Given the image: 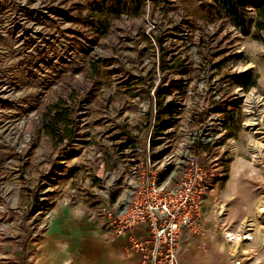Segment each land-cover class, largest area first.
I'll return each instance as SVG.
<instances>
[{
    "label": "rangeland",
    "instance_id": "1",
    "mask_svg": "<svg viewBox=\"0 0 264 264\" xmlns=\"http://www.w3.org/2000/svg\"><path fill=\"white\" fill-rule=\"evenodd\" d=\"M223 1L0 0V264H37L59 204L123 206L141 133L144 171L169 188L190 156L234 149L264 165V0L243 28Z\"/></svg>",
    "mask_w": 264,
    "mask_h": 264
},
{
    "label": "crops",
    "instance_id": "2",
    "mask_svg": "<svg viewBox=\"0 0 264 264\" xmlns=\"http://www.w3.org/2000/svg\"><path fill=\"white\" fill-rule=\"evenodd\" d=\"M149 141L148 132L130 140L132 166L141 174L149 162ZM228 146L231 145L225 144ZM205 165L211 172L203 201L204 205L206 200L207 216H201L205 232L199 234L189 227L183 228L176 249L178 262L235 264L239 259L241 264H264V225H258L264 218V165L252 164L234 149L208 154ZM128 197L129 194L125 202ZM121 202L117 195L105 205L121 208ZM95 207L77 202L55 206L47 230L39 238L36 263L138 264L139 255L126 247L123 236L111 235L106 218ZM230 225L231 229H239L241 241L235 248L226 238L225 230ZM238 240H231L232 244Z\"/></svg>",
    "mask_w": 264,
    "mask_h": 264
},
{
    "label": "built area",
    "instance_id": "3",
    "mask_svg": "<svg viewBox=\"0 0 264 264\" xmlns=\"http://www.w3.org/2000/svg\"><path fill=\"white\" fill-rule=\"evenodd\" d=\"M210 176L207 165L190 156L173 187L146 170L131 188L125 205H104L100 211L111 234L123 236L126 247L139 255L138 264H180L176 249L183 228L205 232L201 216ZM226 236L231 240L228 233ZM235 264L241 261L235 260Z\"/></svg>",
    "mask_w": 264,
    "mask_h": 264
},
{
    "label": "trees",
    "instance_id": "4",
    "mask_svg": "<svg viewBox=\"0 0 264 264\" xmlns=\"http://www.w3.org/2000/svg\"><path fill=\"white\" fill-rule=\"evenodd\" d=\"M104 1V0H103ZM251 0H225L222 2L223 4V10L226 12V14L233 19L234 25L240 28H243L245 23H246V16L249 14L248 13V6L250 4ZM115 6H112V11L117 13L119 8H118V3L114 4ZM258 14L261 17V20H255L254 22V27L256 30H263L264 29V5L261 6L258 9ZM251 74L248 73L245 75V77L239 81V85L242 87H247L249 85H252V82L250 81ZM160 101L156 104V111L157 113H160ZM171 111V107H167L166 109V114L169 115ZM63 117H59L58 119H55L56 121L62 120ZM55 124V121H53ZM55 131V130H54Z\"/></svg>",
    "mask_w": 264,
    "mask_h": 264
},
{
    "label": "bare ground",
    "instance_id": "5",
    "mask_svg": "<svg viewBox=\"0 0 264 264\" xmlns=\"http://www.w3.org/2000/svg\"><path fill=\"white\" fill-rule=\"evenodd\" d=\"M230 238H231V240H232V239H235V240L237 239V240H238L240 237L237 238V237H234V236L231 235ZM247 238H249V237H247ZM250 238H251V237H250Z\"/></svg>",
    "mask_w": 264,
    "mask_h": 264
},
{
    "label": "water",
    "instance_id": "6",
    "mask_svg": "<svg viewBox=\"0 0 264 264\" xmlns=\"http://www.w3.org/2000/svg\"><path fill=\"white\" fill-rule=\"evenodd\" d=\"M128 199L126 200L125 204L127 203Z\"/></svg>",
    "mask_w": 264,
    "mask_h": 264
}]
</instances>
